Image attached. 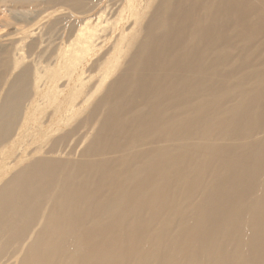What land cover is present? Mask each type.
<instances>
[{
    "label": "bare ground",
    "instance_id": "6f19581e",
    "mask_svg": "<svg viewBox=\"0 0 264 264\" xmlns=\"http://www.w3.org/2000/svg\"><path fill=\"white\" fill-rule=\"evenodd\" d=\"M67 29L0 48V264H264V0Z\"/></svg>",
    "mask_w": 264,
    "mask_h": 264
},
{
    "label": "rangeland",
    "instance_id": "374dc122",
    "mask_svg": "<svg viewBox=\"0 0 264 264\" xmlns=\"http://www.w3.org/2000/svg\"><path fill=\"white\" fill-rule=\"evenodd\" d=\"M53 1H50V0H0V48L6 49L7 47H11V44L13 46L14 42L21 43L23 45L25 44L24 45L25 53L23 52L24 53L23 57L25 56L26 59L23 58L25 59L24 60L25 63L24 64L22 63L23 66L28 65L32 57H34L33 59H37L35 55H37L36 53L38 52H40V55H41L42 52L44 51V53L41 56L39 55L41 58L40 61L41 62L42 60L44 61L49 56L48 53L51 51V49L54 47L53 50H55L56 47L61 45L59 44L60 41H62L63 38L64 40L67 38V34L69 31L67 28L70 26L71 23L75 22L76 20L84 16L86 17V16L94 14L96 11L99 10L100 7H102V5H104L109 0H96L97 2L98 1L99 2L97 5L95 4L96 6L91 11L83 12L80 10L82 13L77 12L79 11L78 9L77 11L73 10L68 5L62 4L61 2L59 4V1L58 3H56L57 0H53ZM39 34L41 36L43 34L42 42L44 44L42 43L40 49L38 48L39 51L36 49L35 51L33 49L36 52L35 53V52H32L33 50L28 49L29 48L28 45L31 43L30 41H33L35 38L36 39L39 38L40 37L38 36ZM52 35H53V39L51 37ZM58 36L60 38L56 39ZM19 40L20 42H18ZM55 43H57L58 46ZM30 51L31 53H33L32 55ZM41 62H39V65H41L40 68L43 69L45 62L44 63L42 62L44 65L41 64Z\"/></svg>",
    "mask_w": 264,
    "mask_h": 264
}]
</instances>
